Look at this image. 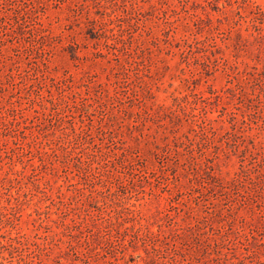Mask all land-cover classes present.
Here are the masks:
<instances>
[{"label":"rangeland","instance_id":"374dc122","mask_svg":"<svg viewBox=\"0 0 264 264\" xmlns=\"http://www.w3.org/2000/svg\"><path fill=\"white\" fill-rule=\"evenodd\" d=\"M0 264H264V0H0Z\"/></svg>","mask_w":264,"mask_h":264}]
</instances>
